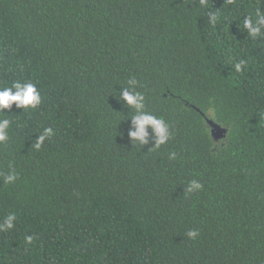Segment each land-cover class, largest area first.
<instances>
[{
    "label": "trees",
    "instance_id": "obj_1",
    "mask_svg": "<svg viewBox=\"0 0 264 264\" xmlns=\"http://www.w3.org/2000/svg\"><path fill=\"white\" fill-rule=\"evenodd\" d=\"M257 10L264 0H0V87L41 93L0 113V223L16 217L0 264H264V29L242 27ZM131 78L166 143L121 138ZM192 180L203 187L187 192Z\"/></svg>",
    "mask_w": 264,
    "mask_h": 264
},
{
    "label": "clouds",
    "instance_id": "obj_2",
    "mask_svg": "<svg viewBox=\"0 0 264 264\" xmlns=\"http://www.w3.org/2000/svg\"><path fill=\"white\" fill-rule=\"evenodd\" d=\"M203 2V0H202ZM211 20L215 22V14L211 15ZM242 27L251 36H257L264 29V12L257 10L255 18L248 15L242 20ZM245 61L241 60L235 64L236 71H241L242 65ZM138 81L131 78L127 81V86L121 85L119 89L118 100L123 102L132 114L128 115V121L131 122L130 127L122 132L121 138L127 134V141L132 146H139L143 148L149 144L150 138L152 146H159L166 143L170 138L169 124L160 117L145 110V96L142 92L136 90ZM41 103V93L37 85L32 82H24L14 80L10 86L0 87V113H5V110L16 109L27 110L29 108H36ZM11 121L6 117H0V143L7 142L8 129ZM53 135L52 128H45L41 133H38L36 147L39 148L44 141ZM174 156V154H173ZM15 179L14 175H9L7 180L9 182ZM203 186L197 180H192L187 187V192H193L201 189ZM16 217L13 214L7 215L3 223H0V231H7L14 227ZM198 232L193 229L187 232L189 238L195 239ZM31 241L32 237H27Z\"/></svg>",
    "mask_w": 264,
    "mask_h": 264
},
{
    "label": "water",
    "instance_id": "obj_3",
    "mask_svg": "<svg viewBox=\"0 0 264 264\" xmlns=\"http://www.w3.org/2000/svg\"><path fill=\"white\" fill-rule=\"evenodd\" d=\"M203 116L207 125L210 128V135L215 143L226 137L227 128L221 126L219 123L215 122V120L206 116L204 113Z\"/></svg>",
    "mask_w": 264,
    "mask_h": 264
}]
</instances>
